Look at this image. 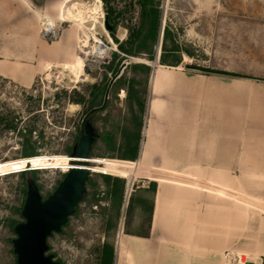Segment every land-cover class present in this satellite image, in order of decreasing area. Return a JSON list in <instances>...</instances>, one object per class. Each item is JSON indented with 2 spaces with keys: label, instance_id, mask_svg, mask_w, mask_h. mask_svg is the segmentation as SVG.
<instances>
[{
  "label": "rangeland",
  "instance_id": "1",
  "mask_svg": "<svg viewBox=\"0 0 264 264\" xmlns=\"http://www.w3.org/2000/svg\"><path fill=\"white\" fill-rule=\"evenodd\" d=\"M94 1L71 0L65 3L66 6L64 4V11L68 8L73 14V3H80V7L87 9ZM99 1L104 16L107 15L108 9L113 11L115 16L119 13L115 36L120 42L126 40L129 36V27L140 24L139 1ZM159 8L162 13L161 29L159 39L152 47L155 54L153 59H149L146 50L143 49L142 55L129 56L124 60L119 58L113 64V53L120 51L111 31L105 27L108 33L97 31L96 37L105 43L108 50L105 58L96 65L93 62L96 58L92 53L95 40L91 32L88 30L83 32L82 29L78 31V24L72 20L63 24V29L73 24L74 31L80 32L78 43L79 39L84 37L83 44L79 43L81 47L76 46L78 54L76 64L79 69L92 77L95 83L106 86L105 93L99 97L94 106L101 108L87 119L97 128L99 136L112 132L114 139L108 141L101 138L97 141L94 153L91 154L92 172L89 177L95 184H87L86 195L78 204L75 213L70 216L60 232H55L48 238L49 253L54 254L59 264H98L101 248L106 242L112 244L116 251L120 237L125 235V209L129 203L130 193L134 194V197L127 230L131 233L146 234L152 226L149 219L156 192L149 188L143 189L142 186L145 181L155 180L135 174L140 152L138 158L132 160L135 162L122 158L121 155L127 151L124 140L126 130L141 133L140 149L142 147L144 130L149 119V102L153 95L152 74L155 68L163 65L160 54L164 48L166 52L163 53L162 59L168 63L164 65H169L171 68V64L180 61L182 54L185 53L194 59L192 58L190 63L181 65L183 70L199 73L204 72L201 68L213 70L215 56H227L229 62L234 64V55L238 52L237 45H264V0H160ZM164 27L169 30L166 36L163 33ZM122 29L126 31L124 37L120 35ZM206 58L212 59V62H205ZM253 60L255 61V58L250 65H253ZM124 62L147 63L151 66L150 74L142 68L133 70L127 67L128 64L122 68ZM261 63L258 66L263 68L264 63ZM111 64H113L112 68ZM239 65L241 68L248 66L241 63ZM205 73L211 72L205 71ZM121 76L126 80L135 77L138 80L135 84L136 88L145 91L142 95L147 100L145 115L132 114L130 110L132 98L127 83L118 82ZM83 77L86 76L82 75L81 79ZM86 82L87 80H80L71 74L63 75L60 67L48 70L46 75H43L42 79H39L28 91L0 78V264L16 263L12 240L16 237L15 225L24 220L22 209L28 181L35 180L45 198L55 190L64 177V172L69 170V154L80 138L83 120L90 111L87 110L89 108L87 101L85 104H77L70 97L78 92L89 100L91 85H86ZM107 92L108 98L105 99ZM245 110H251V107H246ZM252 116V113H244L245 120ZM141 120L142 128H138ZM7 123L11 124L10 128L6 127ZM26 137L31 138V148L33 147L38 154L36 158L38 169L47 170H39L36 173L26 171L23 178L22 173L13 172L19 171V158L24 157L23 142ZM194 157L196 158L193 156V159ZM190 158L188 155L178 154L153 155L149 165L165 169L184 168L189 166L187 164ZM245 160L246 167L255 166L252 155H246ZM26 163L23 164V169L27 166ZM31 166H35L34 162ZM171 171L174 173L171 176L177 179H181L177 175L180 174L197 180L227 183L231 190L264 203V170ZM102 174L125 179L126 188L122 206L118 198L108 191L114 182L111 180L108 182ZM156 182L160 183L157 180ZM170 183H167L168 186H187L178 182ZM188 188L196 190L199 197H203V204L212 201L214 208H223L227 204L225 210L228 212L224 213L228 214V218L224 216L223 221L227 222L228 229L236 231L237 214L239 213V217L242 214L245 253L249 255L234 252L230 253L229 260L233 264H242L244 261L254 264L255 257L250 252L264 245V209L230 197L216 195L203 188L192 186ZM216 257L214 256V261H217Z\"/></svg>",
  "mask_w": 264,
  "mask_h": 264
},
{
  "label": "crops",
  "instance_id": "2",
  "mask_svg": "<svg viewBox=\"0 0 264 264\" xmlns=\"http://www.w3.org/2000/svg\"><path fill=\"white\" fill-rule=\"evenodd\" d=\"M69 1L0 0V78L28 91L46 75L51 64L76 63L79 32L74 31L73 24L64 28L56 40L44 38L40 32V20L59 17L62 8L64 14ZM236 47L234 64L227 56L214 57L212 69L218 72L184 71L181 65L193 58L185 53L171 68L164 65L168 64L165 61L155 68L149 119L135 170L136 175L160 182L155 193L152 226L148 237L136 233L121 236L114 264H233L230 253H245L242 214L240 217L237 214L236 231L228 229L223 221L224 216L228 218L227 204L223 208H214L212 201L203 204V197L188 186L257 208L264 209V203L231 190L227 183L180 174L177 175L181 179L171 176L174 174L171 170L181 169L264 170V66H258L264 63V45ZM165 52L166 49L161 54ZM253 58L255 61L250 65ZM204 61L212 62V59ZM240 63L248 66L241 68ZM229 71L238 75L219 73ZM246 107L251 110L246 111ZM246 112L252 113V118L245 120ZM168 154L190 156L189 166L165 169L149 165L153 155ZM246 155L253 156L255 166H245ZM170 182L187 186H168ZM148 183L145 181L143 187L147 188ZM250 254L255 257L254 264H262L264 245Z\"/></svg>",
  "mask_w": 264,
  "mask_h": 264
},
{
  "label": "trees",
  "instance_id": "3",
  "mask_svg": "<svg viewBox=\"0 0 264 264\" xmlns=\"http://www.w3.org/2000/svg\"><path fill=\"white\" fill-rule=\"evenodd\" d=\"M140 5H141V15H140V24L138 25H131L129 27V36L126 40L124 41H118V39L115 36V30L118 25V20L117 17L119 16V13H116V16L113 15V11L110 9L107 10V15L109 18L110 24L113 26V29L111 30L112 37L116 40L119 48V52H114L113 53V64L116 62L117 59L120 58V60H124L129 56H140L142 55V50H146L147 56L149 59H153L155 57L154 50L152 47L157 43L159 39V32L161 29V18H162V13H161V8H159L160 5V0H138ZM169 33V30H167V27L164 28V35L166 36ZM165 51V48H164ZM123 55V56H122ZM163 53L161 54V60L162 59ZM163 63V62H162ZM111 64V68L112 65ZM127 67L132 68L133 70H137L139 68H142L146 70L147 74H150L151 71V66L147 63H142V62H134L128 64ZM202 71L206 72H218L215 70L211 69H205L201 68ZM227 75H232L236 76L238 74L233 73V72H219ZM243 76V75H239ZM126 82L127 87L130 93V96L132 98L131 104H130V110L134 116H137V114L145 115L147 111V100L145 97L142 95L145 93V91H140L138 88H136L135 84L138 82V80L135 77H132L130 79H127L124 76H121L118 82ZM106 90V86L102 85L101 83H95L94 85L91 86L90 88V97L89 100H87L86 96L83 94H79L76 92L71 98L73 102H76L77 104H85V102H88L89 108L87 110H92L93 107L95 106L96 102L98 101L99 97H101ZM5 120V119H4ZM139 127L142 128V120L138 123ZM6 127L10 128L11 124L7 123ZM108 137L106 138V136ZM105 139L108 141H113L114 139V134L112 132H107V134L102 135L100 134L99 138L96 139L92 146L91 154L94 153L93 150L95 149V145L98 140L100 139ZM124 140L126 141V146H127V151L124 152L121 157L125 159H130L129 161L135 162L132 160H136L139 156L140 152V141H141V133L138 132H131L127 131L125 132V138ZM31 138L26 137L24 139L23 145H24V150H23V155L24 157L19 158L20 159V167L19 171L23 169V164L26 162H34V167H37V162L36 158L37 155L36 151L31 148ZM97 155V154H96ZM31 163H27V166H29ZM31 173H36L37 171H30ZM22 176L24 178L26 172H21ZM106 180L109 182L110 180L114 183H112V187L108 189V191L114 196L117 197L120 203V206H122L123 201H124V195H125V179L117 176H111L109 174H102ZM87 184H95L93 180L89 178V180L86 183ZM143 189H153L154 192H156L157 188V182L156 181H151L148 187H143ZM133 197L134 194H129V203L125 209V215H126V220H125V234H131L130 231L127 230V226L130 224V213L132 211V204H133ZM155 199V196H154ZM143 201V200H141ZM153 206H154V200H153V205L151 207V214H150V219L149 222L151 224L152 221V213H153ZM77 209V207H76ZM121 208L119 209L120 213ZM150 228V227H149ZM151 229V228H150ZM150 229L148 233L146 234H138L141 236H146L148 237L150 234ZM114 259H115V248L112 244L106 242L103 244L100 252V258H99V263L98 264H114ZM262 264H264V257L262 258Z\"/></svg>",
  "mask_w": 264,
  "mask_h": 264
},
{
  "label": "water",
  "instance_id": "4",
  "mask_svg": "<svg viewBox=\"0 0 264 264\" xmlns=\"http://www.w3.org/2000/svg\"><path fill=\"white\" fill-rule=\"evenodd\" d=\"M105 27L109 31L113 26L105 16ZM122 64V68L127 66ZM155 70H153L154 74ZM152 74V75H153ZM94 79L88 78L86 85H94ZM108 98V92L105 99ZM106 101V100H105ZM100 107L93 108V112ZM99 137L97 128L89 119L83 120L81 135L74 144L70 156L90 157L94 142ZM90 177L87 167L73 166L64 174L55 190L47 197H43L38 184L30 179L22 209L23 221L14 227L16 237L12 240L13 251L16 254L15 264H59L54 254L49 253L48 238L55 232H60L68 222L78 204L84 199Z\"/></svg>",
  "mask_w": 264,
  "mask_h": 264
},
{
  "label": "bare ground",
  "instance_id": "5",
  "mask_svg": "<svg viewBox=\"0 0 264 264\" xmlns=\"http://www.w3.org/2000/svg\"><path fill=\"white\" fill-rule=\"evenodd\" d=\"M73 4H74L73 5L74 13L73 14L70 13L71 10L70 9L68 10V8H66V11H64V14H63V8H62V14L63 15L61 16V19L66 18L67 20H72L73 22L77 23L78 24V28H77L78 31L80 29H82L83 32H87L86 30L91 32L90 34L93 36V38L95 40V45L92 49V53H93L94 57L96 58V60H93V62H95V64L97 65L98 62L100 60H102V58H105L107 50H108V47L105 44H102L101 43L102 41L96 37L97 31H103V32L108 33L107 30L105 29V25H104L105 16H104V12L102 11V9L100 7V1L95 0L92 3V6L87 8V9L80 7L79 6L80 3L75 2ZM84 29H85V31H84ZM125 34H126V31L122 29L120 31L121 37H124ZM83 41H84V37H81L79 39L80 45L83 44ZM79 43L77 40V47H81L79 45ZM55 67H60L63 75L66 73L71 74V75L76 76L78 79L84 80V81L88 80V78H91L88 74H85L81 69H79V67L77 66L76 63H72V64L71 63L70 64L58 63L57 65L55 64V66L53 64H51L49 66V70H52ZM58 73H59V71H58ZM82 75H84L86 77L85 78L83 77L81 79ZM50 76H52V75L50 74ZM69 159H70V166L68 168L69 170L73 166L87 167V168H89V170L91 169V165H92L91 156L90 157H76V156L72 157V156H70Z\"/></svg>",
  "mask_w": 264,
  "mask_h": 264
},
{
  "label": "built area",
  "instance_id": "6",
  "mask_svg": "<svg viewBox=\"0 0 264 264\" xmlns=\"http://www.w3.org/2000/svg\"><path fill=\"white\" fill-rule=\"evenodd\" d=\"M61 16H62V11L60 12V16L58 18L44 17L41 19L40 32L44 38H47L49 40H55V39L59 38L61 31L63 30V24H65L66 22L69 21L66 18L61 19ZM101 43L105 44L103 42H101ZM39 170H47V169L34 168L30 164L29 166L24 167L23 170L16 171L13 173H21V172H26V171H39ZM90 172H92V171H90ZM13 173H9V174H13ZM64 173H66V172H64ZM9 174H5V175H9ZM1 176H4V175H1Z\"/></svg>",
  "mask_w": 264,
  "mask_h": 264
},
{
  "label": "flooded vegetation",
  "instance_id": "7",
  "mask_svg": "<svg viewBox=\"0 0 264 264\" xmlns=\"http://www.w3.org/2000/svg\"><path fill=\"white\" fill-rule=\"evenodd\" d=\"M98 107H100L101 108V106H98ZM93 108H95V107H93ZM91 111V110H90ZM88 112L86 115H87V118H89V116H91L92 115V113H94V112H96V111H98V109H96V110H94L93 112ZM82 129V128H81Z\"/></svg>",
  "mask_w": 264,
  "mask_h": 264
}]
</instances>
